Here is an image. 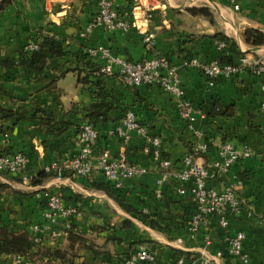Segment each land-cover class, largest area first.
<instances>
[{
  "label": "crops",
  "instance_id": "obj_1",
  "mask_svg": "<svg viewBox=\"0 0 264 264\" xmlns=\"http://www.w3.org/2000/svg\"><path fill=\"white\" fill-rule=\"evenodd\" d=\"M113 1L121 16L129 18L128 31L101 27L87 31L97 11V0H0V61L16 59L37 30L60 39L65 51L64 56L49 61L41 74L0 67V102L9 109L45 108L54 120L78 124L84 110L94 102V88L81 84L74 72L61 74L75 67L73 56L79 50L107 49L131 62L163 59L176 69L184 90L181 98L153 86L126 87L116 75L101 79L106 100L115 109L109 112L107 122L95 126L97 139L91 157L95 161L101 152L108 151L112 159L124 158L145 167L146 173L112 190L115 193L99 186L103 181L96 172L90 177L48 178L36 187L0 173V221L9 231H29L33 224H43V193L49 192L82 212V218L73 226L93 249L75 247L73 264H123L138 245L156 254L153 264H177L178 252L183 254L184 264L201 260L241 264L228 254V239L238 231L244 234L243 248L253 264H264L262 80L242 72L210 86L199 69L184 65L192 58L201 64L214 58L216 41L212 36L216 33L230 38L235 51L264 63V46L252 47L243 39L248 29L264 33V0ZM193 8L207 9L211 18L191 14ZM146 32L154 36L151 45L143 42ZM238 58L233 56L232 63L236 64ZM212 102L223 108L224 115H209ZM186 106L191 109L192 121L181 117ZM128 111L148 129V136L161 139L164 156L176 166L193 145H208L207 152L198 157L200 164L212 169L206 185L220 191L232 188L241 203V211L230 218L227 229L219 228L217 219L209 216L206 227L196 233L187 230L192 203L187 196L177 194L173 183L157 184L161 174L143 151L147 137L131 133L124 142L110 133ZM2 125L11 131L0 133V154L12 150L25 153L33 173L53 162L67 161L80 149L73 124L58 136L47 134L39 119H30V113L18 123L13 119ZM224 143L239 153L251 150L249 157L240 158L226 173L220 171ZM3 186L20 194H10ZM248 211L253 214L248 216ZM138 212L147 215L145 220L158 228L143 222ZM126 222L129 225L124 227ZM65 246L64 239L46 235L35 248ZM47 260L45 257L36 264H46ZM51 263L60 264L57 259Z\"/></svg>",
  "mask_w": 264,
  "mask_h": 264
},
{
  "label": "built area",
  "instance_id": "obj_2",
  "mask_svg": "<svg viewBox=\"0 0 264 264\" xmlns=\"http://www.w3.org/2000/svg\"><path fill=\"white\" fill-rule=\"evenodd\" d=\"M230 1L234 3L235 0ZM130 24L129 18L121 16L118 12L113 0H97V11L87 31L94 27L128 31ZM153 37L152 33L146 32L143 42L151 45ZM215 47L217 52L223 51L226 43L216 42ZM37 49L38 41L35 40H30L24 45V51L27 52ZM87 52L91 58L101 62L100 73L105 76L116 75L126 87L153 86L176 98H181L184 94L176 69L163 59L155 57L131 62L113 55L107 49H88ZM184 65L199 69L210 86L220 79H232L242 72H247L261 78V89L264 91V63L258 59L242 55L236 64H221L215 55L209 62L203 64L192 58L185 60ZM261 109L264 110V103ZM181 117L192 121L191 109L186 106V109L181 111ZM260 131L264 136V126ZM110 133L124 142L130 139L131 133L147 137L143 151L148 155L151 165L161 174L157 184L162 186L173 183L177 194L187 196L192 203L193 213L187 226L190 233H196L201 227H206L209 216L217 219L219 228L227 229L230 218L241 211V203L232 188L220 191L206 185V181L212 177V169L198 162V157L208 150L206 143L193 145L181 163L176 166L172 160L164 156L161 139L157 136H148V129L137 122L132 112H126ZM77 137L80 149L76 155L61 164L53 162L43 168L45 172L51 173L53 178L61 180L66 176L90 177L96 172L104 183H109L112 190H119L126 182L140 178L146 173L145 167L128 163L124 158L112 159L108 151L101 152L94 161L91 152L97 139V132L90 124L81 122ZM220 155L223 157L220 171L226 173L240 158L249 157L251 150L246 148L239 153L233 150L229 143H224ZM0 173H8L26 185L35 175L30 169L27 156L19 152L0 154ZM43 200L44 223L33 224L29 230L31 242L35 247L40 245L46 235L54 239H64L73 223L82 218L81 210L76 205L66 203L59 195L45 192ZM247 214L251 216L253 212L248 211ZM262 222L264 224V220ZM243 241L244 234L241 231L229 238L228 254L238 258L241 264H253L249 254L244 251ZM8 260L12 264H32L26 258L16 255L8 257ZM176 261L177 264L185 263V259L178 255ZM155 262L156 254L144 245H138L123 264ZM197 264L211 263L201 260Z\"/></svg>",
  "mask_w": 264,
  "mask_h": 264
},
{
  "label": "trees",
  "instance_id": "obj_3",
  "mask_svg": "<svg viewBox=\"0 0 264 264\" xmlns=\"http://www.w3.org/2000/svg\"><path fill=\"white\" fill-rule=\"evenodd\" d=\"M189 12L193 15H201L211 18V14L207 9H190ZM216 42H225L226 48L223 51L217 52L216 57L221 64H231L233 56L238 57L242 55H248L247 53H240L234 50L235 43L226 36L216 33L212 36ZM244 42L252 47L264 46V33L254 29H248L243 34ZM30 40L38 41V49L32 52L24 51V45L20 48L16 59H7L0 61V67L5 69L23 68L28 69L37 74H41L44 68L48 65L49 61L55 58H59L65 55L63 43L60 39L43 33L41 30L35 31ZM216 48V47H215ZM75 67H70L66 71L62 72L61 76L67 72H74L79 76V82L84 85H88L89 88H94L91 91L94 97V102L85 109L81 115V122L90 124L93 128L99 123H105L108 120V114L115 109V106L110 100H106V93L102 87V77L100 73L101 63L96 62L90 57L87 49L79 50L74 56ZM30 113V119H39L41 126L46 129L47 134L58 136L61 135L67 128L73 124L77 128V134L80 123L77 122L68 123L64 120H54L52 115L47 116V109L34 108L32 110L22 109H9L2 105L0 102V133H9L11 128H3V122H9L15 120L16 123L24 120ZM223 108L216 102H212L209 109V115H224ZM18 151H5L3 153H16ZM22 153V152H19ZM25 156H27L24 153ZM51 173L45 172L43 169L36 172L32 177L28 185L36 187L42 185V183L52 178ZM15 181L21 183V181L14 177ZM100 187L106 189L108 192H113L109 183H99ZM3 189L10 194H18V191H13L7 186H3ZM116 191V190H115ZM20 194V193H19ZM122 206V204H121ZM123 208H125L123 206ZM142 217V221L147 223L151 228L157 229L158 227L152 221H146L148 216L144 213L138 212ZM192 215V214H191ZM190 215V216H191ZM190 216L189 219L190 220ZM128 222L123 226L127 227ZM96 231H101L102 228H96ZM106 239H111L106 237ZM112 240V239H111ZM113 240H116L115 238ZM65 249L63 248H35L30 238V231L22 229L20 231H9L8 228L0 221V264H12L9 262L8 257L21 256L26 258L28 262L36 264V262L42 263L43 258H47L51 263L54 259L59 260L60 264H73V260L76 256L75 247H82L92 250L93 245H86V240L77 232L75 226H71L67 235L64 237ZM142 244L144 242H141ZM35 248V249H34ZM35 250V251H33ZM176 255L183 257V254L177 253Z\"/></svg>",
  "mask_w": 264,
  "mask_h": 264
},
{
  "label": "rangeland",
  "instance_id": "obj_4",
  "mask_svg": "<svg viewBox=\"0 0 264 264\" xmlns=\"http://www.w3.org/2000/svg\"><path fill=\"white\" fill-rule=\"evenodd\" d=\"M22 185H26V184H23V183H21ZM26 191H28V190H26Z\"/></svg>",
  "mask_w": 264,
  "mask_h": 264
}]
</instances>
